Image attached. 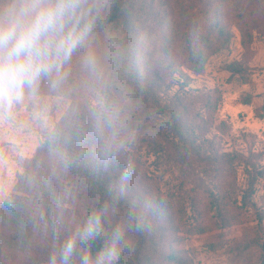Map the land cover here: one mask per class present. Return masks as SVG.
Returning <instances> with one entry per match:
<instances>
[{
    "label": "trees",
    "instance_id": "16d2710c",
    "mask_svg": "<svg viewBox=\"0 0 264 264\" xmlns=\"http://www.w3.org/2000/svg\"><path fill=\"white\" fill-rule=\"evenodd\" d=\"M100 2L103 8L96 19L93 44L104 50L109 39L115 38L125 52L110 93V98L121 109L120 139L124 147L107 168L97 167L89 155L87 161L67 172L74 184L82 187L77 191L87 201L85 214L119 193L118 178L126 163L121 159H134L143 145L154 155L163 156V145L155 137L159 135L173 149L174 159L190 168L198 164L203 171H215L218 176L224 170H233L235 165L242 166L246 184L241 203L256 209L259 231L264 236V211L258 210L254 202L257 186L264 180V146L251 149L248 154L218 153L210 136V121L202 117L201 122L195 123L204 109L214 110L217 102L208 97L205 106L198 107L196 93L191 87L192 78L187 72H203L209 57L228 47L230 33L223 20L226 15L234 14L239 20H247L263 40L264 0ZM252 37L249 41L255 42ZM227 69L232 73L243 70L238 62L229 63ZM76 101L80 106L82 144L91 153L94 140L87 114L91 100L81 96ZM149 131L151 135L140 138L141 133ZM45 143L44 139L30 162L25 164L14 193L0 206V264L48 262L54 244L67 235L60 230L57 240L53 234L51 218L63 189L45 165ZM145 200L148 198L131 181L119 200L118 209L123 212L133 202ZM212 201L217 213L224 216L221 201L215 194H212ZM41 211L46 224L40 220ZM160 215L157 210L151 231L134 238V252L126 254L120 264H152L150 251L161 237L158 233L161 225L157 220ZM262 249L261 264H264V242ZM169 258L179 262L175 255Z\"/></svg>",
    "mask_w": 264,
    "mask_h": 264
},
{
    "label": "rangeland",
    "instance_id": "374dc122",
    "mask_svg": "<svg viewBox=\"0 0 264 264\" xmlns=\"http://www.w3.org/2000/svg\"><path fill=\"white\" fill-rule=\"evenodd\" d=\"M223 20L230 33L228 47L210 56L203 72L187 71L196 105L204 107L208 97L217 102L214 110L204 109L195 123L202 117L210 121V136L218 153L248 154L264 146V35L260 40L261 34L234 14ZM251 36L255 42L249 41ZM232 62L240 63L241 73L227 69ZM61 103L42 90L36 100L18 109L14 120L0 122V206L14 193L25 164L45 139L38 113L59 121ZM149 135L150 131L143 132L140 138ZM155 137L163 145V156L154 155L143 145L133 156L136 172L132 178L136 189L162 214L157 219L161 237L150 251L152 264H261L264 236L259 231L256 209L241 203L246 184L244 168L235 165L218 176L215 171H203L198 164L190 168L174 159L169 143L159 135ZM45 165L48 168L47 162ZM54 178L62 189L65 185L70 188L69 214L74 227L86 215L87 201L77 191L82 187L78 188L67 173ZM257 188L254 202L264 211V180ZM212 194L221 201L224 216L217 213ZM169 255H175L179 262Z\"/></svg>",
    "mask_w": 264,
    "mask_h": 264
},
{
    "label": "clouds",
    "instance_id": "9594fccd",
    "mask_svg": "<svg viewBox=\"0 0 264 264\" xmlns=\"http://www.w3.org/2000/svg\"><path fill=\"white\" fill-rule=\"evenodd\" d=\"M100 0H0V122L36 100L42 90L61 103V119H42L46 162L52 176L67 173L89 155L97 167L107 168L121 148V109L110 98L112 84L125 59L115 38L104 50L94 44ZM75 59V75L73 64ZM88 97L87 114L94 140L91 153L82 144L78 97ZM136 172L128 159L118 178L119 193L98 203L73 227L65 185L51 218L54 244L47 264H120L134 252V238L150 232L157 211L145 200L120 212L119 200ZM40 220L47 223L43 212Z\"/></svg>",
    "mask_w": 264,
    "mask_h": 264
}]
</instances>
